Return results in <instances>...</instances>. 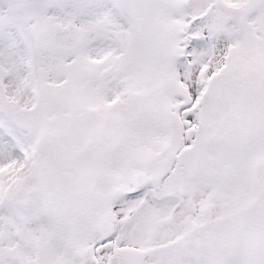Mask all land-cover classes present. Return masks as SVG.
I'll return each instance as SVG.
<instances>
[{
    "label": "snow or ice",
    "instance_id": "1",
    "mask_svg": "<svg viewBox=\"0 0 264 264\" xmlns=\"http://www.w3.org/2000/svg\"><path fill=\"white\" fill-rule=\"evenodd\" d=\"M0 264H264V0H0Z\"/></svg>",
    "mask_w": 264,
    "mask_h": 264
}]
</instances>
